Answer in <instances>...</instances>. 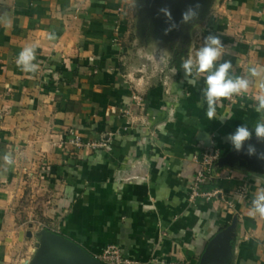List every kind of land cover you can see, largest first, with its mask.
Listing matches in <instances>:
<instances>
[{"label": "crops", "instance_id": "0c3cea01", "mask_svg": "<svg viewBox=\"0 0 264 264\" xmlns=\"http://www.w3.org/2000/svg\"><path fill=\"white\" fill-rule=\"evenodd\" d=\"M181 1L0 0V264H105L97 256L109 242L140 264H264V217L249 215L264 188V141L253 130L238 152L227 139L260 116L264 76L248 70L264 68V0H203L187 23ZM209 34L231 74L252 80L214 120L204 76L193 86L176 65ZM30 44L35 73L17 65ZM106 130L107 146L74 141ZM211 143L223 149L218 175H233L218 180L227 195L249 183L232 206L190 198L194 155Z\"/></svg>", "mask_w": 264, "mask_h": 264}, {"label": "clouds", "instance_id": "9594fccd", "mask_svg": "<svg viewBox=\"0 0 264 264\" xmlns=\"http://www.w3.org/2000/svg\"><path fill=\"white\" fill-rule=\"evenodd\" d=\"M199 5L194 8L189 7L182 14V22L187 23L194 19L198 13ZM164 15L171 20V11L167 8L160 10ZM174 25H171L166 31H170ZM49 39H55L54 34L49 36ZM38 45L30 44L25 46L19 53L17 58V65L21 67L22 71L27 73H35L38 71L39 65L36 61V48ZM226 46L222 43L220 36L217 34H209L204 39L203 46L200 47L195 54V58L189 57L183 62V69L188 77V83L195 86L196 77L204 76L206 87L202 91V96L207 104V116L209 120L216 119L217 107H222V101L231 99L233 96L248 93L252 80L249 77L233 76L231 69L232 62L229 60H222L225 54ZM219 62V63H218ZM249 76L257 78L264 76V68L253 66L249 68ZM261 90L260 94L255 97L254 110L260 114L254 128L248 127L246 124L238 126L234 133L229 134L227 139L233 145L236 151H241L244 148L245 142L252 138L253 130L258 140L264 141V79L259 83ZM231 119V116L221 117L220 120ZM248 155H256V148L249 144L247 147ZM259 157L264 159V153H260ZM6 160L11 162L9 157ZM260 179L262 177H256ZM249 215L255 217L259 215L264 217V188L260 189L254 196Z\"/></svg>", "mask_w": 264, "mask_h": 264}, {"label": "built area", "instance_id": "2783aa9c", "mask_svg": "<svg viewBox=\"0 0 264 264\" xmlns=\"http://www.w3.org/2000/svg\"><path fill=\"white\" fill-rule=\"evenodd\" d=\"M109 135L106 138H101L93 141L83 140L80 136H76L74 141L77 145L82 144L92 147H104L108 145ZM216 145H206L204 151L199 155L197 160V166L194 172V176L189 185V195L193 200L204 199L210 200H221L226 198L224 187L219 183H214L210 187L206 185L216 178L217 172L215 170V164L220 158L221 152ZM225 178L230 179L232 175H226ZM241 194H247L248 189L243 187ZM232 205V203H230ZM100 259L105 264H140L141 259L127 255L123 252L121 246L116 242H109L101 249L98 254ZM170 264H187L186 261H170Z\"/></svg>", "mask_w": 264, "mask_h": 264}, {"label": "rangeland", "instance_id": "374dc122", "mask_svg": "<svg viewBox=\"0 0 264 264\" xmlns=\"http://www.w3.org/2000/svg\"><path fill=\"white\" fill-rule=\"evenodd\" d=\"M182 3L181 4H183L184 5V8H189V7H195L196 5H199V8L197 9V13H198V15L196 16V18H201V15H199V13L203 10V3H204V1L203 0H182L181 1ZM207 2V1H206ZM186 11V10H185ZM202 13V12H201ZM167 34V33H166ZM169 36H171V32L169 31ZM181 34H185V32H181L180 33V36L183 38V36H185V35H181ZM175 50H181L180 48H178V49H175ZM181 53V52H180ZM109 134H111L108 130H106V131H104V132H101L96 138H92V139H90V140H88V139H86V141H93V140H98V139H101V138H106L107 137V135H109ZM212 145H217L219 148V151L221 152V155H220V158H221V156H222V153H223V149L220 147V145L219 144H216V143H211ZM208 145V144H207ZM205 147H206V145H204L203 146V148L200 150V151H198L197 153H195V155H194V161L196 162V166H197V160H198V158H199V155L204 151V149H205ZM89 148H93L92 146H89ZM98 148V147H97ZM219 158V159H220ZM194 176V175H193ZM232 177H233V175H232ZM219 179H226V178H224L223 176H220V175H218V173H217V175H216V178L213 180V181H210V183H208L206 186L207 187H210L212 184H214L215 182L216 183H219V184H221V185H223L220 181H218ZM247 181H245V182H243V184H238L237 185V187H235L234 189H233V196L231 197V196H228L227 195V193H228V191H227V189L226 188H224L225 189V193H226V198L225 199H221V200H224L225 202H227V204L229 205V206H232L233 204H234V200H233V198L235 197L238 201H240L241 199H243V198H245L247 195H248V193H249V191H250V187H249V183L247 182ZM243 187H246L247 189H248V193L247 194H241V189L243 188ZM262 189V188H261ZM231 197V198H230ZM230 203H232V205L230 204Z\"/></svg>", "mask_w": 264, "mask_h": 264}, {"label": "water", "instance_id": "95a60500", "mask_svg": "<svg viewBox=\"0 0 264 264\" xmlns=\"http://www.w3.org/2000/svg\"><path fill=\"white\" fill-rule=\"evenodd\" d=\"M54 236H55L57 239H60V240H62V241H65V242L70 243L71 245H73V246L75 247V249H76L79 253H81L82 255H87V254L85 253V251H84L81 247H78L77 245L73 244L69 239H66V238H64V237H62V236H60V235H57V234H54ZM87 256H89V255H87ZM92 258H93V257H92Z\"/></svg>", "mask_w": 264, "mask_h": 264}, {"label": "trees", "instance_id": "16d2710c", "mask_svg": "<svg viewBox=\"0 0 264 264\" xmlns=\"http://www.w3.org/2000/svg\"><path fill=\"white\" fill-rule=\"evenodd\" d=\"M176 64V63H175ZM178 67H181L182 65H180L179 63L176 64Z\"/></svg>", "mask_w": 264, "mask_h": 264}]
</instances>
